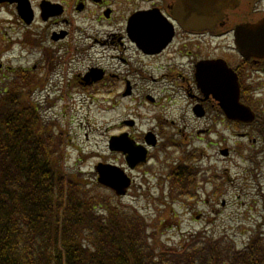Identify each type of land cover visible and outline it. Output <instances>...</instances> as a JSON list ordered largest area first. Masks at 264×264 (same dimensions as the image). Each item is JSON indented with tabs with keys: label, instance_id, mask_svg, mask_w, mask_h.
<instances>
[{
	"label": "flooded vegetation",
	"instance_id": "obj_1",
	"mask_svg": "<svg viewBox=\"0 0 264 264\" xmlns=\"http://www.w3.org/2000/svg\"><path fill=\"white\" fill-rule=\"evenodd\" d=\"M28 2L30 13L26 17L19 16L16 3H2L0 7L7 6L12 9L9 20L19 30L14 41L33 48L35 60L30 70L38 84H43L40 88L46 83L51 88L55 86L49 82L51 73L58 65L66 68L74 64L77 66L73 69L67 67L62 75V79H65L66 74L70 73L72 79L67 80L65 90H62L64 94L75 91L73 89L83 91L98 86L99 88L93 90L126 98L134 94L135 84L132 80L145 81L148 85L158 80L166 81L169 85L167 86L172 89L163 99L170 101L176 98L178 102L179 99L185 100L186 107L191 110L198 136L215 134L224 141L222 132L226 131L230 138L237 137V148L225 145L219 148L218 153L223 160L230 158L234 152L239 153L251 165V168H246L250 176L253 172L262 173L264 48L258 47L252 41L255 35L253 36L251 31L258 26V32L262 31L260 42L264 44V0H239L235 7L224 11L221 20L213 22L211 28L205 30L183 28L176 18L180 7L189 11L192 4L200 15L201 0H192V4L189 1L185 5L178 0ZM213 14L215 9L209 11V15ZM25 20H28V23ZM239 28L243 29V43L249 46L243 51L236 43V32ZM144 47L156 49L147 52ZM87 58L90 63L83 69L79 65ZM137 61L145 64L160 61V66L156 67L158 73L153 75L154 69L148 67L149 73L146 75L141 67H136ZM203 62L211 63L210 72L212 73L213 66V75H217L218 71L223 72L226 78L229 77L231 84L224 78L219 81L209 79L210 91L205 94L206 91L196 78L197 69L202 68ZM121 67H124L125 71ZM79 68L81 71H77ZM36 70H40V74L36 75ZM234 80L238 91L237 101L252 113L251 121L244 122L227 117L215 97L216 90L232 88ZM53 90L50 89V92ZM143 97L149 107L158 108L156 118L157 124H160L159 114L163 110L161 115L166 118L168 106H159V100L147 92ZM130 113L132 116L125 120L129 125H126L124 120L123 124L133 129L139 112L133 108ZM148 132H152L156 139L149 137L150 141H154V146H146L147 163L153 158V150L170 147L171 144L168 134L160 141L156 132L150 129ZM130 136L138 145H146V134L141 138L133 136L132 133ZM208 144L216 146L211 137ZM180 146L182 147L181 142L178 143V148ZM194 155L195 152L186 153L184 158L179 162L175 161L173 165L178 166L176 175L177 178L180 176L182 186L193 190L195 187L199 188L197 185L200 174L193 162L196 160ZM212 167L213 178L216 180V165ZM184 168L187 169L186 177L182 175Z\"/></svg>",
	"mask_w": 264,
	"mask_h": 264
},
{
	"label": "rangeland",
	"instance_id": "obj_2",
	"mask_svg": "<svg viewBox=\"0 0 264 264\" xmlns=\"http://www.w3.org/2000/svg\"><path fill=\"white\" fill-rule=\"evenodd\" d=\"M11 10V7H0V78L10 75L16 79V70L32 69L35 53L31 46H22L14 41L19 30L9 20ZM89 63L87 58L79 66L84 69ZM76 66L65 68L58 65L50 75L49 84L55 86L51 88L46 83L41 93L35 92L29 97L43 124L50 126L54 136L60 135L62 166L66 172L81 171V182L87 183L90 189L96 181L94 166L98 162L116 161V164L122 165V155L108 151V139L122 130H130L122 125V121L132 116L130 112L134 108L139 113L137 126L130 130L133 136L141 138L150 129L157 133L160 141L166 134L171 138L170 147L153 150V158L147 164L129 173L133 183L127 194L118 198L119 204L132 205L139 215L146 218L150 224L149 232L158 234V250L184 249L190 241L189 237L197 232L215 238L228 236L238 247L252 233L258 230L264 233V169L262 173L253 172L250 176L246 168H251V165L239 153L234 152L227 160H223L218 153L223 145L237 148V137L230 138L226 131L222 132L225 142L215 134L198 136L185 100L163 99L172 87L162 80L151 85L138 79L132 80L134 94L126 98L94 91L98 86L83 91L73 89L75 91L64 94L62 90H65L67 80L72 79L70 73L65 79L62 75L67 67L73 69ZM157 66H160V61L146 64L137 61L136 64L146 75L148 67L154 69L152 74L156 75ZM121 69L125 71L124 67ZM38 74L40 70H36ZM41 86L42 83L38 88ZM50 89L54 90L50 92ZM145 92L154 95L159 100V106H168L166 118L161 115L163 110L159 114L160 124H157L156 118L158 108L149 107L143 97ZM210 137L216 146L208 144ZM179 142L182 145L180 148ZM192 152H195L196 160L193 162L200 172L199 188L195 187V199L188 194L181 198L170 189L168 175L175 161ZM213 165H216V180L213 178ZM94 187L93 195L110 199L112 205L116 204L111 190Z\"/></svg>",
	"mask_w": 264,
	"mask_h": 264
},
{
	"label": "trees",
	"instance_id": "obj_3",
	"mask_svg": "<svg viewBox=\"0 0 264 264\" xmlns=\"http://www.w3.org/2000/svg\"><path fill=\"white\" fill-rule=\"evenodd\" d=\"M32 80L0 78V264H264L258 236L238 247L200 233L184 249L158 250L132 205L114 195L112 205L92 194L96 182L89 189L81 171L63 169L60 135L31 105Z\"/></svg>",
	"mask_w": 264,
	"mask_h": 264
},
{
	"label": "water",
	"instance_id": "obj_4",
	"mask_svg": "<svg viewBox=\"0 0 264 264\" xmlns=\"http://www.w3.org/2000/svg\"><path fill=\"white\" fill-rule=\"evenodd\" d=\"M16 2L18 3V12L20 15L24 14L29 15L30 9L27 0H0L2 2ZM192 4V0H178L179 3L182 5L188 3ZM196 1V0H195ZM237 2V0H201V13L200 15L194 8L193 4L191 5L189 11L185 7H180L178 16H176L178 23L180 26L186 29H202L208 28L212 26L214 20H218L222 17V10L229 5L231 2ZM215 9V14L209 15V11ZM145 21V20H144ZM245 31V30H244ZM250 32V30H246ZM259 27H255L252 29L253 36L255 35V39L252 40L257 44L258 47L264 48V44L260 42V34ZM250 32V33H251ZM145 34V32H143ZM243 37V29L239 28L236 32V43L241 51L248 49L249 46L245 45L242 41ZM252 38V37H251ZM242 41V42H241ZM154 47H146L144 48L145 51L151 52L155 50ZM210 64L209 62L201 63L202 68H198L196 72L197 81L202 84V89L205 90L207 93L209 90V79L211 81L216 80L219 81L222 78L226 79L230 82L229 77H225L223 72L217 73V75H213V66H212V73L210 72ZM215 67V66H214ZM231 84V82H230ZM227 89V90H225ZM216 99L220 102V105L227 115L232 119H239L241 121H250L252 119V114L249 109L241 104L238 103V91L237 86L235 85V80L233 87H228L224 89H218L215 92ZM149 137L152 136L148 134ZM147 137V143L153 144V141L149 140ZM143 147L136 146L135 143L129 139L126 134H122L120 136H113L109 140V149L110 150H118L122 151L125 154V160L128 167L133 168L137 163L145 161V150L142 149ZM95 170L98 174L97 181L101 185L110 188L115 192L116 195H124L126 193V189L130 184L129 178L124 174L122 169L115 165L111 164H102L99 163L95 166Z\"/></svg>",
	"mask_w": 264,
	"mask_h": 264
}]
</instances>
